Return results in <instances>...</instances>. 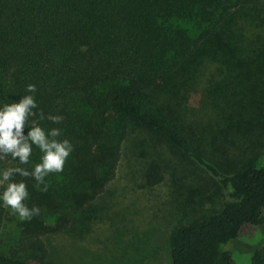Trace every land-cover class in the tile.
Wrapping results in <instances>:
<instances>
[{
    "label": "trees",
    "instance_id": "obj_1",
    "mask_svg": "<svg viewBox=\"0 0 264 264\" xmlns=\"http://www.w3.org/2000/svg\"><path fill=\"white\" fill-rule=\"evenodd\" d=\"M251 1L0 0V108L30 95L27 86L34 84L38 108L30 120L46 131L60 128L58 139L74 145L63 172L46 177L47 192L20 175L0 185L2 197L8 183L24 181L25 203L41 209L21 220L0 199V264H57L46 238L85 234L91 205L115 179L125 140L138 132L196 162L225 194L219 211L171 233V264H236L227 243L247 226L264 228V164L253 156L232 162L203 156L195 138L222 123L199 122L194 114L208 104L244 118L238 127L246 125L248 133L237 138L244 152L262 137L250 122L264 116V41L246 40L233 29L234 13ZM207 58L219 61L222 77L205 104V92L195 89ZM192 92L200 94L197 106L189 101ZM41 110L64 119L40 120ZM228 128L220 130L224 143ZM42 155L33 145L27 165L10 155L1 160L9 169L31 171ZM145 179L159 183L162 166L151 161ZM251 264H264V245Z\"/></svg>",
    "mask_w": 264,
    "mask_h": 264
},
{
    "label": "rangeland",
    "instance_id": "obj_2",
    "mask_svg": "<svg viewBox=\"0 0 264 264\" xmlns=\"http://www.w3.org/2000/svg\"><path fill=\"white\" fill-rule=\"evenodd\" d=\"M234 14L236 35L257 44L264 41V0L244 3ZM261 62L264 64V60ZM219 64L207 58L197 73L205 86L197 85L195 90L205 92V104L210 101L214 81L222 77L217 70ZM260 76L264 80V73ZM199 98V93L192 92L189 101L197 106ZM220 107L207 104L198 111L200 114H194L199 122L222 123L219 127L208 126V137L195 138L194 147L215 161L232 162L236 156L244 159L253 156L264 164V116L251 120V131L263 135L253 148L244 152L240 149L244 148L242 141L237 138L239 133H248L246 125L238 127L245 119ZM226 115L231 117L226 119ZM227 126L224 143L220 130ZM214 136H218L215 142ZM151 161L163 169V179L155 185L147 184L145 179ZM10 167L11 163L0 159V185L5 183L3 171ZM224 198L218 183L196 162L148 133L131 134L124 142L115 179L91 205L92 220L85 234L80 238L47 237L49 256L57 264H171V233L181 224L219 211ZM1 237L6 240L5 235ZM263 245L264 228L247 226L225 248L232 251L236 264H251L254 251Z\"/></svg>",
    "mask_w": 264,
    "mask_h": 264
},
{
    "label": "clouds",
    "instance_id": "obj_3",
    "mask_svg": "<svg viewBox=\"0 0 264 264\" xmlns=\"http://www.w3.org/2000/svg\"><path fill=\"white\" fill-rule=\"evenodd\" d=\"M26 91L31 94L24 95L18 103L6 104L0 108V159L10 155L14 160L18 159L20 164L27 165L30 163L33 145L39 148L43 155L41 162L31 171L22 167L5 169L2 178L4 181H11L15 175L32 177L36 181L37 189L43 185L40 190L47 192L46 177L63 172L68 157L74 151V145L68 139H58L61 136L60 128L46 131L36 121L30 120V117L35 115L33 110L38 108L35 98L36 85L29 84ZM45 118L55 124H60L64 119L60 115L45 117L41 110L39 119ZM26 127L30 128L27 134L24 131ZM29 198L30 193L24 181L8 183L0 197L6 207L26 221L39 216L41 212L37 205L31 208L27 206L25 201Z\"/></svg>",
    "mask_w": 264,
    "mask_h": 264
}]
</instances>
